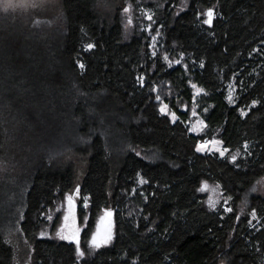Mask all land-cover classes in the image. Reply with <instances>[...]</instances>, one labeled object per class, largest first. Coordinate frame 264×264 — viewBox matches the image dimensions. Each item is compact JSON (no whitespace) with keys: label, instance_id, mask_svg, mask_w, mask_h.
I'll return each mask as SVG.
<instances>
[{"label":"trees","instance_id":"1","mask_svg":"<svg viewBox=\"0 0 264 264\" xmlns=\"http://www.w3.org/2000/svg\"><path fill=\"white\" fill-rule=\"evenodd\" d=\"M139 1L107 0L106 12L102 0H60L62 24L28 52L47 57V76L0 74V140L12 135L14 105L22 128L50 123L41 135L62 141L58 161L45 157L35 169L19 221L33 264L78 263L74 243L37 234L57 193H78L85 239L112 211V242L84 264H264V196L251 192L264 176V0H187L186 8L161 0L150 27L137 18L127 29L123 10ZM210 8L217 15L206 23ZM19 51L8 55L13 64L2 60L5 72L28 66ZM194 111L206 123L201 132L190 127ZM213 138L227 157L203 150ZM74 153L87 159L80 180ZM253 210L262 218L256 227ZM5 231L0 264H13Z\"/></svg>","mask_w":264,"mask_h":264},{"label":"rangeland","instance_id":"2","mask_svg":"<svg viewBox=\"0 0 264 264\" xmlns=\"http://www.w3.org/2000/svg\"><path fill=\"white\" fill-rule=\"evenodd\" d=\"M160 2L161 0H140L136 11L132 3H128L123 10L126 28L133 25L137 18L139 23L142 22L143 25L146 24L147 27H150L151 21L154 20L155 8L160 5ZM187 5V0H183L181 8H186ZM99 7L106 12L110 10L107 0H102ZM61 9L60 0H0V74H11L9 77L13 76L14 80L16 78H40L43 80L47 76L43 69L44 66H47V57L40 54L33 59L32 54L29 57L28 52L33 48L38 51V48L43 46L41 45L43 40L47 38V32L57 30L58 26L62 24ZM207 13L208 11L203 18L205 22L209 18ZM216 15L213 13L212 20ZM17 45L19 48L16 47ZM20 47L26 54L25 57L20 55L18 63L23 67L28 66L16 73L5 72L2 60L8 59L5 63L13 64L15 60L8 55L12 54L15 49L20 52ZM193 85L196 95L201 93V89L195 84ZM237 95V85L234 82L229 83L228 99L233 102ZM11 107L13 108L9 112L12 119L7 123L11 125L12 135L1 137L0 140V230L2 228L6 230L7 241L13 247V264H33L34 247L22 236L19 230V221L22 218L24 203H26V194L36 173L35 169L42 165L41 162L45 161V157L49 156L51 160L54 158L58 161V154H62V141L57 140L53 143L55 139L53 140L51 136L44 135L45 133L41 135L42 129L46 131V127H50V129L53 127L50 123L34 124L36 126L25 123L26 125L22 128L20 123L14 121L15 108L14 105ZM161 109L174 120L178 118L166 103L162 104ZM189 124L191 129L196 132H201L206 125L197 111L193 112V118ZM31 131H33L32 136ZM202 148L214 153L219 158L229 155L228 147L217 138L203 141ZM69 158L74 162L80 180L86 169L87 159L76 153L71 154ZM205 187L211 190L216 187V184H205ZM251 190V192L264 196V176L255 183ZM78 198V193L73 195L68 193L64 196L57 193L53 203L48 205L42 213L44 219L37 234L42 238L74 243L78 254L77 264H84V260L99 246L112 242L114 222L112 211L108 209L103 211L89 238L85 239L83 231L87 226V218L86 216L80 218L79 206L76 201ZM222 201L227 204L226 209H229V200L223 198ZM86 204L84 203V205ZM248 205L247 199L240 204V215L247 210ZM261 219L256 210L251 212L250 224L252 227H256Z\"/></svg>","mask_w":264,"mask_h":264},{"label":"snow or ice","instance_id":"3","mask_svg":"<svg viewBox=\"0 0 264 264\" xmlns=\"http://www.w3.org/2000/svg\"><path fill=\"white\" fill-rule=\"evenodd\" d=\"M207 15H208L209 19L206 21V23H211V17L213 15V13L211 11H209L207 13ZM89 47H91V45H89ZM81 67H83V65H81ZM69 199H71V198H69ZM81 255H83V254L81 253Z\"/></svg>","mask_w":264,"mask_h":264},{"label":"water","instance_id":"4","mask_svg":"<svg viewBox=\"0 0 264 264\" xmlns=\"http://www.w3.org/2000/svg\"><path fill=\"white\" fill-rule=\"evenodd\" d=\"M209 11H211L212 13H214L215 12V10L213 9V8H210L209 10H208V12ZM215 14V13H214ZM213 16V15H212ZM209 19V18H208ZM211 22H212V17H211Z\"/></svg>","mask_w":264,"mask_h":264}]
</instances>
